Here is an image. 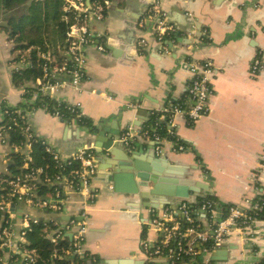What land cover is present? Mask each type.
Returning <instances> with one entry per match:
<instances>
[{
    "label": "crops",
    "instance_id": "0c3cea01",
    "mask_svg": "<svg viewBox=\"0 0 264 264\" xmlns=\"http://www.w3.org/2000/svg\"><path fill=\"white\" fill-rule=\"evenodd\" d=\"M109 1L104 19L90 23L104 51L97 44L88 46L87 78L80 90L66 85L56 94L58 100L78 104L93 129L61 121L42 110L30 120L35 132L63 157L83 147L94 148L101 127L105 129L104 143L117 138L118 133H134L125 145L130 155L127 162L94 148L98 164L91 189L96 198L87 208L84 248L91 257L100 258L98 264H163L148 259L141 250L143 241L155 243L158 239L148 225L149 211L180 199H168L163 192L151 197L149 204L155 208H143L136 196L114 191L111 174L128 170L137 160L153 171L159 169L163 191L175 190L180 182L190 180L207 186L201 194L222 205L256 198L251 176L264 152V73L253 78L249 70L258 51L264 62V0ZM155 1L166 12L167 24L176 30L163 43L154 37L156 20L146 17ZM141 38L147 45L139 51ZM10 47L0 49V104L18 107L23 104L24 87L14 83L16 54ZM205 60H211L217 70L209 115L192 125L176 115L174 130L186 151L174 153L171 145L164 143L163 152L157 154V144L140 136L142 130L155 113L172 101L183 100L192 77L190 64ZM141 108L147 113L138 114ZM4 151L8 150L0 146V153ZM3 160L0 156V173L6 169ZM262 181L264 186V177ZM69 199L60 216L62 222L80 220L82 196L72 192ZM188 199L197 198L191 194ZM256 225L257 235L252 238L234 232L224 246L205 258V264H260L264 259V222ZM8 255L9 251L6 260ZM80 264L96 263L88 259Z\"/></svg>",
    "mask_w": 264,
    "mask_h": 264
},
{
    "label": "built area",
    "instance_id": "2783aa9c",
    "mask_svg": "<svg viewBox=\"0 0 264 264\" xmlns=\"http://www.w3.org/2000/svg\"><path fill=\"white\" fill-rule=\"evenodd\" d=\"M109 4V0H66L64 9L74 15V23L68 29L66 46L59 50L60 59L51 52L43 53L38 49L37 56L43 61V76L29 84L30 87L23 88L25 107L0 104V146L8 150L0 153L6 163L5 172L0 173V191H6V194L0 197V211L5 216L0 223L1 264L37 262L36 251L26 248V235L35 226H41L46 239L54 245L66 239L72 241L73 250L67 251L66 255L91 257L85 251L84 236L89 226L87 208L96 198L91 189L97 172L96 150L83 147L70 156L63 157L46 139L35 132L30 119L37 110H42L63 121L64 114L59 107L66 104L73 114L67 123L80 125L84 116L79 105L58 100L56 94L66 85L76 91L80 90L81 84L87 78L85 49L88 46L97 44L98 49L104 51L103 45L97 43V36L91 30L90 23L102 21ZM146 17L156 20L154 37L157 42L163 43L165 38L176 33V30L167 24V14L161 10L158 1L149 8ZM146 45V39L141 38L137 48L141 51ZM31 51L32 49L17 50L13 59V73L31 67ZM189 67L192 77L186 84L183 100L155 113L157 118L153 125L143 129L140 134L157 144V154L163 152L164 143L170 144L174 153L186 151L185 145L174 130L176 115L183 116L189 125H192L210 113L209 104L214 96L213 81L217 70L211 60L191 63ZM249 71L253 78H258L264 73L261 51H258L252 60ZM45 98L54 101L58 106H51L49 102L44 101ZM40 101L44 103L36 107L35 104ZM162 126L167 127V136L160 134ZM16 129L23 138L21 143L10 140L11 131ZM133 134L129 130L122 136L121 140L126 146L129 145ZM39 142L50 154L58 170L55 174L50 175L47 169L32 166L33 146ZM20 153L23 156L24 172L10 175L8 164L11 156ZM263 177L264 152L260 156L257 170L251 176L257 193L255 199L246 198L241 204L222 205L204 196L193 201L184 199L166 204L162 208L151 209L148 225L156 232L158 239L155 243L143 241L142 253L150 260H162L163 264H197L198 260L199 264H205L208 263L205 258L224 246L234 232L253 238L258 234L256 224L264 222L261 218L264 211V186L261 185ZM41 186L48 187L49 191L44 195L38 193ZM72 192L80 194L83 198L80 220L71 218L62 222L60 216ZM7 251L9 260L5 259ZM56 257L57 254L54 253L53 258Z\"/></svg>",
    "mask_w": 264,
    "mask_h": 264
},
{
    "label": "trees",
    "instance_id": "16d2710c",
    "mask_svg": "<svg viewBox=\"0 0 264 264\" xmlns=\"http://www.w3.org/2000/svg\"><path fill=\"white\" fill-rule=\"evenodd\" d=\"M65 4L66 0H42L39 2L35 0H0V30H3L8 35V39L15 44L12 52L14 53L18 49H32L29 55L31 67L21 72L13 73V80L17 87H30L29 83H33L43 76V61L37 56L38 49L43 53L51 52L60 59L59 50H63L66 46L65 40L68 29L74 23V15L65 11ZM1 21H5L6 25H2ZM44 101L49 102L51 106L57 105L54 101L46 98ZM176 102L172 101L171 104ZM43 103L40 101L35 106L38 107ZM24 107V103L18 106V108ZM59 109L64 114L63 121H70L73 114L68 109V105L62 104ZM156 118V115H154L146 127L152 126ZM80 126L93 129L91 121L86 117L81 118ZM159 132L162 136H167V127L162 126ZM10 136L11 141L17 143L23 141L21 133L17 129L12 130ZM182 144L184 145L183 142ZM32 157L33 167L45 168L50 175L58 171L50 154L47 153L41 142L34 144ZM22 165V153L13 154L8 164L10 175H18L24 172ZM47 191H49L48 187L41 186L38 193L44 195ZM4 194H6V191H0V197ZM210 198L213 199L212 197ZM4 218V214L0 211V223ZM261 218L264 219V211L261 214ZM26 238L28 240L26 248L36 251L37 262L35 264H80L85 263L88 259L91 261L95 260L93 263L96 264L100 262V258L94 256L81 258L74 256V254L66 255L67 251L73 250L72 241L66 239L54 245L46 239L41 226H35L31 232L27 233ZM54 253L57 254L56 258H53ZM199 262L200 260L197 261V264ZM260 264H264V259L261 260Z\"/></svg>",
    "mask_w": 264,
    "mask_h": 264
},
{
    "label": "water",
    "instance_id": "95a60500",
    "mask_svg": "<svg viewBox=\"0 0 264 264\" xmlns=\"http://www.w3.org/2000/svg\"><path fill=\"white\" fill-rule=\"evenodd\" d=\"M143 109L144 108L139 109L138 114L147 113ZM104 131V128H99L95 138L94 148L96 150L104 149L115 157L116 160L121 159L127 162V158H129L130 155L127 151V147H125V143L121 140L122 134L118 133L116 135L117 138L114 137L108 143H104ZM128 166L129 169L126 171L113 172L110 182L113 184L115 192L136 196L143 208H155V206H150V199L151 197L163 194V192L168 199L177 198L184 200L191 197V194H194L196 198H203L204 195H202L201 192L208 189L207 186L200 182L186 180L180 182L179 187L175 190L170 189L168 191H163L159 183L164 180L160 178L157 173L159 169L155 168V171H153L149 166L142 165L137 160H134L133 164ZM102 264H125V261H103Z\"/></svg>",
    "mask_w": 264,
    "mask_h": 264
},
{
    "label": "rangeland",
    "instance_id": "374dc122",
    "mask_svg": "<svg viewBox=\"0 0 264 264\" xmlns=\"http://www.w3.org/2000/svg\"><path fill=\"white\" fill-rule=\"evenodd\" d=\"M1 24L6 25L5 21H1ZM7 46H9V47L11 46L13 48V46H15V44L8 39V35L5 34V32H3V30H0V49L6 50ZM14 54H17V51H15Z\"/></svg>",
    "mask_w": 264,
    "mask_h": 264
}]
</instances>
